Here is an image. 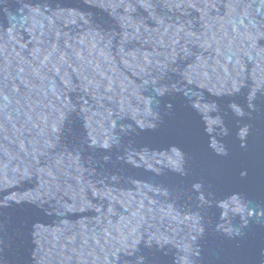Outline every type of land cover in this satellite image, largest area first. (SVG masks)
Returning <instances> with one entry per match:
<instances>
[{
	"label": "water",
	"instance_id": "obj_1",
	"mask_svg": "<svg viewBox=\"0 0 264 264\" xmlns=\"http://www.w3.org/2000/svg\"><path fill=\"white\" fill-rule=\"evenodd\" d=\"M0 264H264V0H0Z\"/></svg>",
	"mask_w": 264,
	"mask_h": 264
}]
</instances>
